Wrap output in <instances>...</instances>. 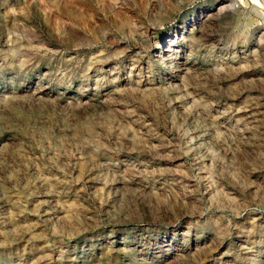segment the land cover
<instances>
[{"label":"rangeland","instance_id":"1","mask_svg":"<svg viewBox=\"0 0 264 264\" xmlns=\"http://www.w3.org/2000/svg\"><path fill=\"white\" fill-rule=\"evenodd\" d=\"M0 264H264V0H0Z\"/></svg>","mask_w":264,"mask_h":264}]
</instances>
